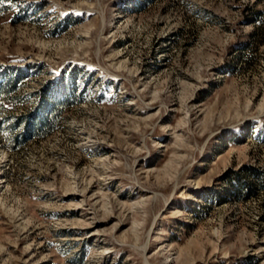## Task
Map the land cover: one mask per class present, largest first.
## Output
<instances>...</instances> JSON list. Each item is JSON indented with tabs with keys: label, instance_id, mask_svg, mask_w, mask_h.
<instances>
[{
	"label": "rangeland",
	"instance_id": "obj_1",
	"mask_svg": "<svg viewBox=\"0 0 264 264\" xmlns=\"http://www.w3.org/2000/svg\"><path fill=\"white\" fill-rule=\"evenodd\" d=\"M6 79L0 264H264V0H0Z\"/></svg>",
	"mask_w": 264,
	"mask_h": 264
},
{
	"label": "trees",
	"instance_id": "obj_2",
	"mask_svg": "<svg viewBox=\"0 0 264 264\" xmlns=\"http://www.w3.org/2000/svg\"><path fill=\"white\" fill-rule=\"evenodd\" d=\"M14 82L15 80L12 81L9 79L0 81V97L5 96L8 91L14 87ZM62 101H60V103H63ZM56 112V108L54 107V109L51 110L50 116L31 121L29 131L32 133V135L43 137L48 134L52 129L53 116L56 114Z\"/></svg>",
	"mask_w": 264,
	"mask_h": 264
}]
</instances>
